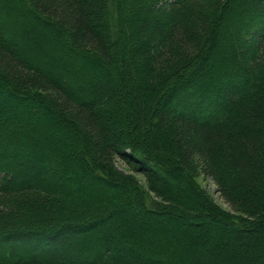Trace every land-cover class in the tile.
Instances as JSON below:
<instances>
[{"label":"trees","instance_id":"1","mask_svg":"<svg viewBox=\"0 0 264 264\" xmlns=\"http://www.w3.org/2000/svg\"><path fill=\"white\" fill-rule=\"evenodd\" d=\"M0 91V264H264V0H0Z\"/></svg>","mask_w":264,"mask_h":264},{"label":"rangeland","instance_id":"2","mask_svg":"<svg viewBox=\"0 0 264 264\" xmlns=\"http://www.w3.org/2000/svg\"><path fill=\"white\" fill-rule=\"evenodd\" d=\"M0 116H10L11 112H10V103L12 102L10 97H7L3 91H0ZM35 103V102H34ZM35 106V104H34ZM33 110L32 112L35 114V116L37 115V113H35ZM50 111V110H49ZM102 113L104 115H106V118L108 120H110L109 124H107L108 128L112 127V120L110 117V112L109 110L103 109L102 108ZM32 115V114H31ZM125 130V129H124ZM129 133H133L136 134V128H134L133 130L131 129H126ZM67 150L68 146L67 145H60V150ZM31 160V158L27 157V160H25V162L22 163V165H24L22 168L26 169L25 167H27L26 164H28V161ZM62 163L64 166H68L71 163L70 161L67 160H63L62 159ZM51 165V164H50ZM113 167L118 170L119 172H121L122 174H124L125 176H132L134 177L137 181L138 184L142 186V188L144 189L143 191L146 192V196H147V202L148 205L152 206L153 204L155 205L160 201V198H158L155 193L151 192L148 187L146 186V180H145V176H152L151 172L147 169H145L142 166H137V169H132L131 165L129 163V161H123L121 160L119 157H116L114 159L113 162ZM143 168V171L147 174L141 173V169ZM54 168H55V164H53V173H49L47 176L46 174L42 176V178H46L50 181V179L54 176ZM28 169V168H27ZM27 171L28 178H34V179H39V175H38V171L35 170L33 171V169H28L25 170ZM65 175V174H64ZM153 178V188L154 190L158 191L159 193L161 192H165V193H169L172 192L174 187H175V183L172 182L171 180L168 179V182L165 185V180L162 181V179H158V178ZM0 179H1V175H0ZM21 180V178H19ZM23 179V178H22ZM194 180L197 182V184L199 185L200 189L208 195V197H210L212 199V201L215 203V205H219L222 209L233 213V211L223 202L222 198L220 197L216 186L214 185V183L212 182V180L203 175L200 172H197V174L194 177ZM60 186V185H59ZM61 187V186H60ZM61 190H63L61 188ZM64 191V190H63ZM66 193H68V195H71V193H69L68 191L65 190ZM138 210V208H137ZM114 215V214H113ZM114 221L113 224H115V226L118 225V223H120V219L117 217H114L113 219ZM149 220H152L151 217H149ZM127 222V221H124ZM116 230V228H115ZM116 235V234H115ZM117 236V235H116ZM58 238V237H57ZM18 240V241H17ZM47 240V241H46ZM52 243V244H51ZM61 244V245H57ZM54 242L52 239H46V238H37L36 240H33V242L28 241L27 238H16V237H11V239H8L7 241H5V245H4V251L7 252V254H11V255H15V254H23L24 256L30 257L31 255H39L40 258L46 260H50L53 259L57 256L60 255L59 258L61 259H65L68 260L70 259L69 254H72L73 251L69 250V248L67 246H65V242ZM72 251V252H71ZM113 251L115 253H117L119 251V249L113 248ZM126 257H129V255H127ZM75 259L73 260L76 264H81L83 263V261L81 260V258L79 257V255H76V257H74ZM164 262V260H161Z\"/></svg>","mask_w":264,"mask_h":264}]
</instances>
